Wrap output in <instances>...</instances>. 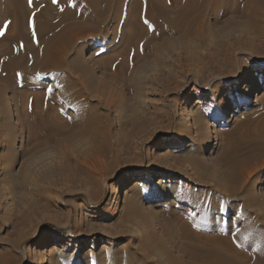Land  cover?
<instances>
[{
	"label": "rangeland",
	"instance_id": "374dc122",
	"mask_svg": "<svg viewBox=\"0 0 264 264\" xmlns=\"http://www.w3.org/2000/svg\"><path fill=\"white\" fill-rule=\"evenodd\" d=\"M22 1L19 33L0 15V264H263L264 0H212L146 47L144 0H114L52 58L23 44L55 3ZM231 229L246 258L209 244Z\"/></svg>",
	"mask_w": 264,
	"mask_h": 264
},
{
	"label": "bare ground",
	"instance_id": "6f19581e",
	"mask_svg": "<svg viewBox=\"0 0 264 264\" xmlns=\"http://www.w3.org/2000/svg\"><path fill=\"white\" fill-rule=\"evenodd\" d=\"M32 1L36 6L38 5V0ZM171 1L176 4V6L178 5V8L175 6V8H177V14L174 18H170L168 16L169 9L165 6L163 0H144L143 5L139 8L140 12H137L138 18L143 21H147L146 24L149 27L148 30H145L146 38L143 42H139L142 47H146L149 45V38L154 36L152 34L163 35L176 30L175 27L177 25L187 26L188 22L191 20L195 12L200 11L201 16H204V7H206L209 4L208 2L212 0ZM113 2L114 0H56L55 6L54 4H52L51 6L46 5L44 9H39V16L42 18V23L40 24L39 22L35 21L34 41L36 42L34 45H31L30 43L28 45L23 44V54L26 53V51H28L29 49H31L30 53L32 55L36 54V46L39 45L43 47V53L47 56L50 55L52 58L54 52L62 50L59 45L64 44L67 39H84L86 37H89V35L92 36V30L98 28V25L101 24L100 21L103 19V17H105L107 13L112 11ZM23 3L24 1L22 0H8V3L6 4L0 0V15H3L2 8L3 6H6L5 11L7 12L4 11V17L5 15H8V18L11 20L12 25L15 28V31H17V33H19L20 28L23 27H21V25L23 24L25 10H27L24 8ZM119 3L122 4V0H119ZM8 9H10V11ZM51 18L52 21L51 23H49L48 20H51ZM150 28H152V30L149 31ZM153 28L155 29V31H153ZM45 33L50 34L47 38L41 40V35ZM16 39V45L21 44V42H27L21 40L18 36ZM139 46L137 45V47ZM47 61L49 62L51 61V59H48ZM18 66V72L24 73V69L20 65ZM259 95L264 96V85L261 87ZM252 98L253 95L251 96V92L248 91L240 102L241 105H244L242 106V109H246L249 106L250 102L252 101ZM48 111L49 110H47L46 113H41L37 115L33 120V122L42 130H44V127H49L52 123L51 120L53 119V117L51 118V115ZM213 129L214 130H210L204 135L202 134L200 142H206L207 138L215 137L218 130H215L216 128ZM39 134L43 135L44 133L40 131ZM188 139L190 141L188 146L194 145L197 141L196 138L192 137L191 135L188 136ZM214 140L216 139L214 138ZM212 145H216L215 141L210 145V147ZM166 151L169 152V150ZM249 173L250 172H248L246 175H248ZM162 182H164V184H170L173 181L170 178H167L161 179L160 183ZM128 183H130L128 180L125 181V185H127ZM136 185H141V182H139V184L137 183ZM118 194L119 192L114 195L115 198L118 197ZM235 208V205L228 206L229 210ZM235 233L236 231H233L231 229L230 233L220 234L215 238L212 237L209 239V244L216 247V249L219 248L218 250H220L222 254H225L227 256H243V258H246V253H243V251L236 249L231 243ZM237 236L241 239L239 235ZM254 242H257V240H255ZM248 252L249 254H254L255 252L256 255L254 260L257 259L256 256L260 257L261 262L264 264V248L261 245H259L257 248H249ZM250 260L252 263L254 262V260Z\"/></svg>",
	"mask_w": 264,
	"mask_h": 264
},
{
	"label": "snow or ice",
	"instance_id": "6c2138e0",
	"mask_svg": "<svg viewBox=\"0 0 264 264\" xmlns=\"http://www.w3.org/2000/svg\"><path fill=\"white\" fill-rule=\"evenodd\" d=\"M29 3L31 4L32 0H29ZM53 3H56V0H53ZM146 23H147V21H146ZM3 27L6 29L7 25H4ZM4 34H5L4 31L0 30V36H3ZM33 35H35V31H33ZM49 91H51V89H49Z\"/></svg>",
	"mask_w": 264,
	"mask_h": 264
}]
</instances>
